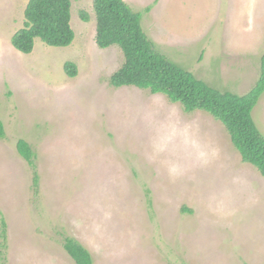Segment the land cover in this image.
Returning a JSON list of instances; mask_svg holds the SVG:
<instances>
[{"label":"rangeland","instance_id":"374dc122","mask_svg":"<svg viewBox=\"0 0 264 264\" xmlns=\"http://www.w3.org/2000/svg\"><path fill=\"white\" fill-rule=\"evenodd\" d=\"M71 1L72 43L37 38L23 53L11 39L29 0H0L1 263L76 264L70 236L94 264H264V176L210 113L112 86L124 52L98 46L93 0ZM125 1L158 51L211 86L245 94L256 84L264 0ZM252 115L264 134V93ZM19 139L36 153L37 189Z\"/></svg>","mask_w":264,"mask_h":264},{"label":"trees","instance_id":"16d2710c","mask_svg":"<svg viewBox=\"0 0 264 264\" xmlns=\"http://www.w3.org/2000/svg\"><path fill=\"white\" fill-rule=\"evenodd\" d=\"M97 16L96 42L100 48L118 45L125 62L114 72L110 83L114 87L132 85L163 93L173 102H180L185 111L204 110L220 120L228 130L231 141L243 161L253 164L264 176V134L253 119V109L264 93V54L260 76L251 90L238 94L220 90L200 79L192 71L169 59L156 49L141 24V14L125 0H93ZM71 0H29L25 9L24 26L12 36L13 46L31 53L35 40L52 46H68L75 37L71 26ZM84 21L89 20L86 13ZM65 70L70 77L77 75L74 62H67ZM6 137L0 120V138ZM19 154L28 162L33 173L34 186L39 187L40 175L36 153L25 139L17 143ZM0 264L7 258V222L1 219ZM63 247L76 264H94L91 252L77 239L64 236ZM244 264H248L245 262Z\"/></svg>","mask_w":264,"mask_h":264}]
</instances>
